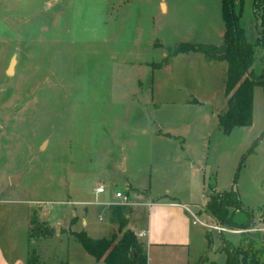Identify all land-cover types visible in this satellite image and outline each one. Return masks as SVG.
Wrapping results in <instances>:
<instances>
[{"label": "rangeland", "instance_id": "obj_1", "mask_svg": "<svg viewBox=\"0 0 264 264\" xmlns=\"http://www.w3.org/2000/svg\"><path fill=\"white\" fill-rule=\"evenodd\" d=\"M235 12L246 39L263 43L253 69L264 79V13L254 0ZM224 30L222 0H0V244L10 257L105 264L73 234L120 236L111 220L119 190L133 203L130 228L146 227L151 206L181 203L189 264L226 262L204 206L212 186L235 190L243 209L234 220L262 223L264 84L253 89L252 124L226 133L227 63L172 54L183 42L220 47ZM224 236L241 245L245 234ZM158 252L152 264H163Z\"/></svg>", "mask_w": 264, "mask_h": 264}, {"label": "trees", "instance_id": "obj_2", "mask_svg": "<svg viewBox=\"0 0 264 264\" xmlns=\"http://www.w3.org/2000/svg\"><path fill=\"white\" fill-rule=\"evenodd\" d=\"M238 2L241 4L242 0H222L225 30L223 44L220 47L183 42L172 50L174 55L192 50L199 51L210 59L227 63L226 95L230 108L218 117L219 125L226 133L231 132L234 127L252 124L253 89L258 83L264 84L262 76L257 75L253 69L256 47L263 43L259 40L251 43L246 39L235 12ZM254 11L257 14L264 13V0H254ZM129 208L128 205L111 206V220L119 226L120 236L112 234L110 237L92 238L85 230H81L74 232L75 240L94 260L103 261L105 264H149L146 242L138 236L137 230L128 226ZM242 209V201L235 190L222 192L212 186L205 202L204 213L215 223L222 224L228 231L237 230L245 234L241 245H236L225 238V231L220 232L221 249L227 254L226 262L223 264H264V233L256 230L247 231L255 225H251L250 222L240 223L233 218L234 213ZM34 223L32 220V224ZM41 232L44 237L51 233L47 226L43 230L41 228ZM37 235L32 227L31 238H36ZM207 235L211 245L210 233L208 232ZM27 264H42L41 253L31 251ZM58 264H69V262L66 260ZM199 264L220 263L209 261L206 255Z\"/></svg>", "mask_w": 264, "mask_h": 264}, {"label": "crops", "instance_id": "obj_3", "mask_svg": "<svg viewBox=\"0 0 264 264\" xmlns=\"http://www.w3.org/2000/svg\"><path fill=\"white\" fill-rule=\"evenodd\" d=\"M164 9L167 8V3H163ZM13 71V70H12ZM101 181V180H100ZM110 206V205H109ZM156 208V209H155ZM185 206L176 202L158 203L151 206L149 215L144 220L146 221L145 237L143 240L146 242V249L149 257V264H152L151 250H159L162 257L163 264H189L187 244L189 240L190 219L184 213ZM264 217L262 216V223ZM83 223L86 224L87 220L83 218ZM183 223L184 228L181 233H172L168 231L170 225ZM261 223V224H262ZM256 225L258 227L262 225ZM138 231V230H137ZM0 264H23L22 258H12L9 256V251L4 250L0 244ZM150 255V256H149ZM25 264V262H24Z\"/></svg>", "mask_w": 264, "mask_h": 264}, {"label": "built area", "instance_id": "obj_4", "mask_svg": "<svg viewBox=\"0 0 264 264\" xmlns=\"http://www.w3.org/2000/svg\"><path fill=\"white\" fill-rule=\"evenodd\" d=\"M96 191L98 193H103L105 191V186L100 183L97 188H96ZM115 196L116 198L118 199L119 198V201H117L116 203H113V204H119V205H132V201H131V198L126 194V193H123L122 191H117L115 193ZM262 226L258 227V226H255L254 228H251V229H248L247 231H253V230H256V231H260V232H263L264 233V224L262 223L261 224ZM217 230H219L220 232L221 231H228V229L224 226H222V224H216L214 226ZM138 236L141 238L145 235V231H138L137 232Z\"/></svg>", "mask_w": 264, "mask_h": 264}, {"label": "water", "instance_id": "obj_5", "mask_svg": "<svg viewBox=\"0 0 264 264\" xmlns=\"http://www.w3.org/2000/svg\"><path fill=\"white\" fill-rule=\"evenodd\" d=\"M16 63V56H14L11 60L10 66L8 68V73H11V69H14V64ZM14 182H17L16 177H13ZM264 222V219H263ZM52 231L59 232L60 231V226L58 225L57 227H53Z\"/></svg>", "mask_w": 264, "mask_h": 264}, {"label": "bare ground", "instance_id": "obj_6", "mask_svg": "<svg viewBox=\"0 0 264 264\" xmlns=\"http://www.w3.org/2000/svg\"><path fill=\"white\" fill-rule=\"evenodd\" d=\"M13 68L10 70L12 72Z\"/></svg>", "mask_w": 264, "mask_h": 264}]
</instances>
